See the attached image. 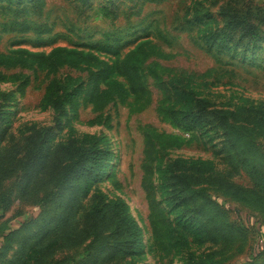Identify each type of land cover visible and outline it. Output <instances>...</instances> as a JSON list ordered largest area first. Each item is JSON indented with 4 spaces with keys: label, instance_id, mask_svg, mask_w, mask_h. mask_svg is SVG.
Instances as JSON below:
<instances>
[{
    "label": "rangeland",
    "instance_id": "374dc122",
    "mask_svg": "<svg viewBox=\"0 0 264 264\" xmlns=\"http://www.w3.org/2000/svg\"><path fill=\"white\" fill-rule=\"evenodd\" d=\"M23 3L0 0V264H264V0Z\"/></svg>",
    "mask_w": 264,
    "mask_h": 264
},
{
    "label": "trees",
    "instance_id": "16d2710c",
    "mask_svg": "<svg viewBox=\"0 0 264 264\" xmlns=\"http://www.w3.org/2000/svg\"><path fill=\"white\" fill-rule=\"evenodd\" d=\"M26 0H18V4H21L22 6V8H21V10L24 12H26V11H28V6H24V3L23 2H25ZM40 1L41 0H32V2L33 3H40ZM24 6V7H23ZM26 24V23H25ZM247 28L248 29H250L251 31H252V36H253V38H255L256 40L257 39H259L260 37H259V33H258V31H257V27L255 26V24H253V23H248L247 24ZM129 59H131L130 60V62H126L125 64H124V67H125V70L129 73V74H131V70H133V71H137L136 69H134V68H136V63H134L133 62V60L134 59H132V57H129ZM110 86L112 87V89H108V90H106V91H104L103 93H102V96H106V97H108L109 99H112V96L114 95V94H116L117 92H122L123 91V89H122V86L117 82V81H112L111 83H110ZM174 115H176V114H173V116ZM156 139H162L163 137L162 136H160V135H156V137H155ZM174 141H175V139L174 138H172V139H170V142L171 143H168V146H174ZM147 149H148V151H150L151 150V152H152V150L153 149H155V143L153 142V140H152V138H148L147 139ZM73 152H76V153H80V157L82 158V160H84L85 162H88L89 161V156L91 155V152H90V150H88V149H78V150H76V151H73ZM80 163L81 162H79V161H77V162H74V163H71L72 164V168L71 169H75V168H77L79 165H80ZM244 164H247V162L246 161H244ZM249 171H250V174H251V176L259 183V184H261V189L264 191V176L263 175H261V173H260V170L259 169H257V167L255 166V165H252V164H250L249 165ZM262 229V228H261ZM261 233H263L264 234V229H262V231H261ZM13 235H15V234H13ZM12 238H13V236H12ZM7 239V238H6ZM8 240V239H7ZM13 239H9V243H10V241H12ZM264 252V249L263 250H258L257 252ZM3 257V255H1L0 256V258H2Z\"/></svg>",
    "mask_w": 264,
    "mask_h": 264
},
{
    "label": "built area",
    "instance_id": "2783aa9c",
    "mask_svg": "<svg viewBox=\"0 0 264 264\" xmlns=\"http://www.w3.org/2000/svg\"><path fill=\"white\" fill-rule=\"evenodd\" d=\"M258 248H259L258 250H263L264 249V239L260 241Z\"/></svg>",
    "mask_w": 264,
    "mask_h": 264
}]
</instances>
